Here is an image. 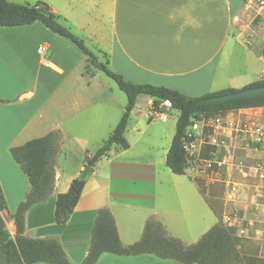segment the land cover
I'll list each match as a JSON object with an SVG mask.
<instances>
[{
    "label": "crops",
    "instance_id": "obj_1",
    "mask_svg": "<svg viewBox=\"0 0 264 264\" xmlns=\"http://www.w3.org/2000/svg\"><path fill=\"white\" fill-rule=\"evenodd\" d=\"M14 1L46 2L58 20L92 51H101L111 69L136 83L202 96L228 88L242 89L264 79V6L260 0ZM40 47L42 53L37 52ZM239 68L242 71L236 73ZM100 72L73 41L41 21L0 26V182L7 200L5 211L15 224L12 215L31 188L27 175L11 154V147L59 131L62 137L55 159L54 189L45 201L32 205L24 215L25 235L58 239L74 264H80L88 255L102 208L111 212L124 247L139 243L151 218L162 223L167 236L183 242L180 231L172 226L180 211L169 204L171 200L185 205L183 215L188 232L203 236L220 221L221 215L208 198L210 187L205 175L189 167L197 182L195 187L160 186L155 165L119 159L130 147L115 146L86 176L81 198L68 221H55L58 194L66 192L72 180L82 176L85 157L93 155L86 145H102L123 116L110 104L113 89L101 88ZM151 100L148 97V103ZM165 104L170 106L169 101ZM220 115L236 125L263 123L264 106ZM226 137V147L230 149V141L237 137L231 128L226 130ZM113 151L115 156H111ZM248 151L262 152L256 147ZM250 153L247 155L251 156ZM72 154L77 158L75 163L68 162L73 159ZM62 158L67 160L66 164ZM219 160L220 169L227 165L232 170L224 178L230 198L227 204L239 209L241 195L251 192L252 202L260 205L264 180L244 177L251 174L248 169L252 161L242 156ZM160 187L165 204L159 202ZM198 197L218 217L210 228L207 223L192 221L193 198L197 199L198 209L206 214ZM94 264L184 263L148 252H103Z\"/></svg>",
    "mask_w": 264,
    "mask_h": 264
},
{
    "label": "trees",
    "instance_id": "obj_2",
    "mask_svg": "<svg viewBox=\"0 0 264 264\" xmlns=\"http://www.w3.org/2000/svg\"><path fill=\"white\" fill-rule=\"evenodd\" d=\"M41 21L55 33L73 41L90 62L117 83L127 95V104L119 123L104 143L92 156H86V165L94 166L102 157L107 156L113 147L128 149L130 142L126 131L131 112L140 96L153 99L157 108L167 101L179 111L171 146L166 156V165L173 174H185L190 167L187 150L184 147L186 128L197 119L210 118L229 111L264 106V97L230 100L222 103H202L208 97L235 91L228 88L207 93L202 96H190L179 90L149 83H136L122 73L111 69L107 63L99 61L84 40L72 33L59 20L56 13L44 1L20 3L14 0H0V26H17ZM264 85V79L253 82L244 88ZM1 101V99H0ZM61 133L52 131L45 136L33 138L26 143L11 147V154L27 175L31 188L16 212L12 215L17 234L13 238L5 228L1 211L7 209V200L0 182V262L2 264H31L48 262L51 264H74L67 256L56 238H30L25 232V216L28 209L45 201L53 192L55 184V159L59 152ZM205 155V154H204ZM206 156V155H205ZM86 184L83 175L74 178L66 192L59 193L56 199L55 221L65 223L78 204ZM93 229L90 251L80 264H94L103 252L119 254L154 253L162 258H172L184 264H225L236 252L238 238L231 229L223 224L213 225L195 244L186 246L181 240L166 235L159 220H148L143 238L139 243L124 247L118 235L114 218L107 208L99 211ZM250 264H264V258L252 259Z\"/></svg>",
    "mask_w": 264,
    "mask_h": 264
},
{
    "label": "rangeland",
    "instance_id": "obj_3",
    "mask_svg": "<svg viewBox=\"0 0 264 264\" xmlns=\"http://www.w3.org/2000/svg\"><path fill=\"white\" fill-rule=\"evenodd\" d=\"M254 23L257 24V20H254ZM93 52L99 60L106 63V58L99 49H95ZM91 65L93 66L92 63ZM239 65L242 66L240 62ZM241 69L242 68L236 69L237 71L235 70V72L237 73ZM232 71H234V69H232ZM100 73L99 82L100 86H102L101 88L107 90H109V88L113 89L110 104L118 108L119 112H124L128 101L126 93L119 88L112 78L107 77L104 72ZM146 107L148 109H145ZM131 115L125 134L131 146L128 150L122 152L123 154L119 156V159H136L142 164L151 163L155 165L158 172L156 176L157 183L160 186L194 185L195 187L197 182L191 176L192 170L187 169L185 174H173L166 165V150L170 148L176 132L179 111L171 106H167L165 103L160 104L157 108L153 105V99L148 103V97L142 96L138 99ZM68 146L70 147L72 145ZM99 146H101V144L97 143H89L86 145L87 149L92 154L95 153ZM253 147L255 148L256 145L252 142L237 137L230 141V149L228 147L222 148L219 152V157H248V159L252 161H250L252 164L262 161V159H264V152L250 153L248 149ZM260 151L262 150L260 149ZM204 153L207 155L208 151L206 150ZM248 153H250L251 156H248ZM115 155V151L111 152V156ZM72 156L71 158L73 159L68 162L75 163L77 158L74 154H72ZM62 162L66 164L67 160L65 161V158H62ZM248 170V173H250L252 168L249 167ZM228 173H232V170L228 168L227 165L224 166V169H220V166L215 164L213 168L207 170L205 178H207L206 181L209 183L208 186L210 187L208 198L211 203L215 204L218 207L217 209L221 211L220 223L229 227L232 234L238 238L236 252L225 264H250L252 259L264 258V190L259 194L260 199L258 202H260V205L252 202V193L250 192L241 195L238 205L241 208L237 209L233 205L231 207L226 202L230 198L224 187V178ZM247 176H250L253 180H261V178L255 176L253 170L251 174L244 175V177ZM201 180H203V177L200 178L199 182ZM140 184L141 183H139V185ZM160 191L159 202L165 204L166 198L162 197L164 192L161 190V187ZM199 191L200 190H198V192ZM196 200L197 199L193 198L191 203L193 208L192 221L207 223L210 228L214 222L218 220V217L212 212L204 199L198 197V200L202 203V207L204 206L206 208V214L203 215V209L201 211L198 209V205L195 203ZM171 202L172 203L169 202V204L180 211V213L177 212V222H173L172 226L176 228L175 230L181 232L176 231L181 234V239L188 246L197 243L202 234L186 231L185 215H183V210L186 209L185 205L178 201L173 203L171 200ZM1 215L4 218L6 230L11 237L15 238L17 234L16 224L12 222V219L5 210L1 211ZM0 264L2 263L0 262Z\"/></svg>",
    "mask_w": 264,
    "mask_h": 264
},
{
    "label": "built area",
    "instance_id": "obj_4",
    "mask_svg": "<svg viewBox=\"0 0 264 264\" xmlns=\"http://www.w3.org/2000/svg\"><path fill=\"white\" fill-rule=\"evenodd\" d=\"M264 6V0H260ZM43 47L38 49L42 53ZM231 128L236 137H241L256 145L264 152V122H244L235 124L227 117L216 115L208 119H197L189 124L184 136V147L188 153L190 168L199 175H205L215 164L221 165L219 152L227 146L226 130ZM208 151L205 156L204 152ZM255 176L264 180V159L251 165Z\"/></svg>",
    "mask_w": 264,
    "mask_h": 264
},
{
    "label": "water",
    "instance_id": "obj_5",
    "mask_svg": "<svg viewBox=\"0 0 264 264\" xmlns=\"http://www.w3.org/2000/svg\"><path fill=\"white\" fill-rule=\"evenodd\" d=\"M257 97H264V85L251 86L220 95H214L204 99L202 103H222L230 100H239L245 98H257ZM92 169H93L92 165H86L83 171V176L86 177L89 174V172H91Z\"/></svg>",
    "mask_w": 264,
    "mask_h": 264
}]
</instances>
